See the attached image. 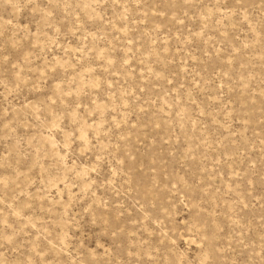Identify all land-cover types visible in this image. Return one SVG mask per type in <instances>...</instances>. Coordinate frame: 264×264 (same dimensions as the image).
Segmentation results:
<instances>
[{"label": "rangeland", "instance_id": "obj_1", "mask_svg": "<svg viewBox=\"0 0 264 264\" xmlns=\"http://www.w3.org/2000/svg\"><path fill=\"white\" fill-rule=\"evenodd\" d=\"M0 264H264V0H0Z\"/></svg>", "mask_w": 264, "mask_h": 264}]
</instances>
